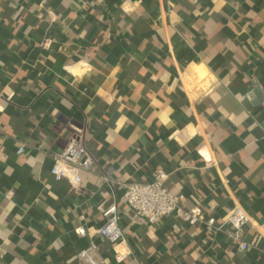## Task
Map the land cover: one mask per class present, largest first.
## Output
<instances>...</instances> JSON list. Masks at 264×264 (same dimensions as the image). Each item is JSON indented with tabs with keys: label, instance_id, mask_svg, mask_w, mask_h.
Here are the masks:
<instances>
[{
	"label": "crops",
	"instance_id": "1",
	"mask_svg": "<svg viewBox=\"0 0 264 264\" xmlns=\"http://www.w3.org/2000/svg\"><path fill=\"white\" fill-rule=\"evenodd\" d=\"M72 135L94 159L79 186L51 174ZM160 170L185 211L248 213L249 249L176 215L137 224L126 187ZM112 206L123 263L98 234ZM92 246L264 264V0H0V264H89Z\"/></svg>",
	"mask_w": 264,
	"mask_h": 264
},
{
	"label": "built area",
	"instance_id": "2",
	"mask_svg": "<svg viewBox=\"0 0 264 264\" xmlns=\"http://www.w3.org/2000/svg\"><path fill=\"white\" fill-rule=\"evenodd\" d=\"M25 148L20 147L18 154H22ZM94 166V159L84 146L78 135H72L65 149L54 159L51 174L56 180H68L73 185L82 184V171H89ZM168 175L160 170L154 174L150 183H133L126 187L125 201L133 211L137 224L159 225L168 216L176 215L191 225L204 223L207 229L216 234H227L229 239L239 245L242 250H248L249 246L244 237L250 225L251 219L248 213L241 208H235L221 221L215 217L204 219L202 212L195 208L185 211L181 207L183 195L173 194L166 186ZM105 224L98 230L102 239L111 243L115 249L114 259L117 263H123L131 255V251L125 245L124 234L120 228V215L116 206H112L104 212ZM78 234L85 235L83 229ZM96 246L80 253V257L86 259L89 264L97 263L91 256Z\"/></svg>",
	"mask_w": 264,
	"mask_h": 264
}]
</instances>
